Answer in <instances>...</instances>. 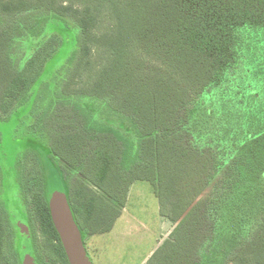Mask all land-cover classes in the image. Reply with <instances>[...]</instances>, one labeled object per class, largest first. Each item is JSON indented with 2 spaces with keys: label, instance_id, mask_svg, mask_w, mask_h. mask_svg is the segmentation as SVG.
Instances as JSON below:
<instances>
[{
  "label": "trees",
  "instance_id": "1",
  "mask_svg": "<svg viewBox=\"0 0 264 264\" xmlns=\"http://www.w3.org/2000/svg\"><path fill=\"white\" fill-rule=\"evenodd\" d=\"M52 174L82 239L148 181L173 224L151 264H264V0H0V219L34 214L68 264Z\"/></svg>",
  "mask_w": 264,
  "mask_h": 264
},
{
  "label": "rangeland",
  "instance_id": "2",
  "mask_svg": "<svg viewBox=\"0 0 264 264\" xmlns=\"http://www.w3.org/2000/svg\"><path fill=\"white\" fill-rule=\"evenodd\" d=\"M49 100V96L43 92L37 102L39 103L38 108H46ZM68 110L69 108L64 104L58 108L57 112L60 114ZM31 120V116L23 119L22 123L16 127V131L18 133L25 132L30 126ZM42 139L48 141L47 137H42ZM46 162L50 165L49 160H46ZM23 163V176L26 179L24 183L25 194L30 198L35 191H40V168L36 159L29 155L23 158ZM57 163L60 174L62 176L65 175V172H67L65 164L60 160ZM58 179L55 174L49 176L47 189L55 184ZM126 202V211L123 213L125 217L123 218L133 215L134 218L140 219L143 225H140L141 228L137 227L133 234H128L125 231L128 228L126 224L125 228H118L115 232L105 235V237L101 238L102 242H97L99 240L98 237H91L90 240L93 241L86 244V247H88L86 251L88 250V255L93 262H97V264H151V261L149 262L148 260L161 244H156V235L160 237L163 233L166 238L172 230L173 224L163 217L161 219L158 199L153 192L152 185L148 181H135L131 187L130 198ZM157 216L166 222L165 226L160 225V230H158L160 227ZM136 224L138 225V222ZM0 226L8 238L10 234L4 220H0ZM78 226L81 229V226ZM82 233L85 234L84 230H82ZM164 236L163 239H165Z\"/></svg>",
  "mask_w": 264,
  "mask_h": 264
},
{
  "label": "flooded vegetation",
  "instance_id": "3",
  "mask_svg": "<svg viewBox=\"0 0 264 264\" xmlns=\"http://www.w3.org/2000/svg\"><path fill=\"white\" fill-rule=\"evenodd\" d=\"M0 220L7 224L10 234L8 238L0 239V264H65L58 242L46 240L34 214L21 227L13 221L7 222L5 217ZM20 230L24 231L27 239H18ZM27 253L32 257L31 260L26 256Z\"/></svg>",
  "mask_w": 264,
  "mask_h": 264
},
{
  "label": "water",
  "instance_id": "4",
  "mask_svg": "<svg viewBox=\"0 0 264 264\" xmlns=\"http://www.w3.org/2000/svg\"><path fill=\"white\" fill-rule=\"evenodd\" d=\"M46 199L52 222L58 232L69 264H92L83 243L81 231L74 220L62 181L48 187Z\"/></svg>",
  "mask_w": 264,
  "mask_h": 264
},
{
  "label": "crops",
  "instance_id": "5",
  "mask_svg": "<svg viewBox=\"0 0 264 264\" xmlns=\"http://www.w3.org/2000/svg\"><path fill=\"white\" fill-rule=\"evenodd\" d=\"M132 185L130 186V189L128 191V196H127V200L126 201H128V198H130V191H131ZM125 204H127V202ZM125 211H126V206L124 205V207L120 211V214L115 218V220L113 222V225H112V227H111V229L109 231L103 232V233H94V234L85 235L83 237L84 246L86 247L87 243L89 244L90 242L93 241V240L92 241L90 240L91 237H94V238L98 237L99 240H97V242H99V241L102 242L101 238L105 237V235H107L109 233L111 234V233L115 232V230L118 229V228H122V229L125 228L126 224H127L128 228L125 231L128 234L129 233L133 234L137 227L141 228L140 225H143L142 221L140 219L134 218L133 215L131 217L129 216V217L123 218V217H125V216H123L124 215L123 213ZM158 219H159V227H160V225L161 226H165L166 225L165 220L164 219H163L164 221L161 220L162 217H161V219L158 217ZM124 220H126V221L124 222ZM137 222H138V225L136 224ZM160 229H161V227L158 230H160ZM163 236H164L163 233H162V235L160 237L156 235V244H160L164 240ZM164 238H165V236H164ZM86 249H88V247H86ZM90 259H91V257H90ZM91 261H92V259H91ZM92 264H97V262L95 263V262L92 261Z\"/></svg>",
  "mask_w": 264,
  "mask_h": 264
}]
</instances>
